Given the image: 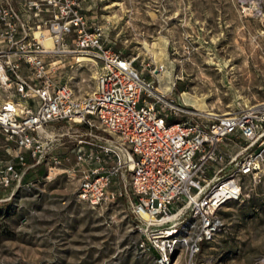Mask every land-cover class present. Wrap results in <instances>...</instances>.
<instances>
[{
  "label": "built area",
  "instance_id": "2783aa9c",
  "mask_svg": "<svg viewBox=\"0 0 264 264\" xmlns=\"http://www.w3.org/2000/svg\"><path fill=\"white\" fill-rule=\"evenodd\" d=\"M13 1L0 0V133L17 143L15 156L24 164L29 153L26 168L47 165L56 149L73 143L77 195L92 208L125 197L115 180L124 169L140 251L151 252L154 264H204V246L225 230L221 209L240 200L244 179L264 167V101L239 114L212 115L206 125L179 119L181 108L141 76L134 58L104 46L75 0H30L36 11L46 3L54 9L49 21L33 25L21 20ZM66 56L100 63L83 97L54 80ZM59 121L84 124L94 142L76 132H46V124ZM95 121L103 134L93 133ZM232 140L233 152L219 147ZM113 157L116 164L108 165ZM21 173L8 166L12 178Z\"/></svg>",
  "mask_w": 264,
  "mask_h": 264
},
{
  "label": "rangeland",
  "instance_id": "374dc122",
  "mask_svg": "<svg viewBox=\"0 0 264 264\" xmlns=\"http://www.w3.org/2000/svg\"><path fill=\"white\" fill-rule=\"evenodd\" d=\"M75 1L90 26L100 29L104 46L134 58L141 76L181 108L179 119L206 125L212 115L239 114L264 101V0ZM13 4L29 25L54 13L47 3L40 11L30 8V0ZM62 64L55 82L70 85L80 97L93 90L99 62L95 67L66 56ZM1 98L0 91V103ZM45 130L76 132L94 142L84 124L51 122ZM93 133L103 134L99 127ZM219 147L233 152L237 141ZM17 152V143L0 133V264H154L151 252L138 246L142 236L129 204L127 171L115 178L121 184L125 179L127 197L92 208L77 195L73 143L36 167L26 168L29 153L22 164ZM116 162L109 158L108 165ZM9 165L23 171L20 178L8 174ZM220 214L225 230L204 246V264H264V167L244 179L240 200Z\"/></svg>",
  "mask_w": 264,
  "mask_h": 264
},
{
  "label": "trees",
  "instance_id": "16d2710c",
  "mask_svg": "<svg viewBox=\"0 0 264 264\" xmlns=\"http://www.w3.org/2000/svg\"><path fill=\"white\" fill-rule=\"evenodd\" d=\"M122 177H123V174H122ZM124 178H125V175H124ZM122 179V185L124 187V191H125V198L127 197V194H128V188H127V184L124 183L125 182V179L121 178ZM135 224L136 225H139L140 222L138 220H135Z\"/></svg>",
  "mask_w": 264,
  "mask_h": 264
},
{
  "label": "bare ground",
  "instance_id": "6f19581e",
  "mask_svg": "<svg viewBox=\"0 0 264 264\" xmlns=\"http://www.w3.org/2000/svg\"><path fill=\"white\" fill-rule=\"evenodd\" d=\"M263 20H264V14H263ZM45 43L49 44V40H46ZM227 114V113H225Z\"/></svg>",
  "mask_w": 264,
  "mask_h": 264
},
{
  "label": "crops",
  "instance_id": "0c3cea01",
  "mask_svg": "<svg viewBox=\"0 0 264 264\" xmlns=\"http://www.w3.org/2000/svg\"><path fill=\"white\" fill-rule=\"evenodd\" d=\"M126 177V176H125Z\"/></svg>",
  "mask_w": 264,
  "mask_h": 264
}]
</instances>
